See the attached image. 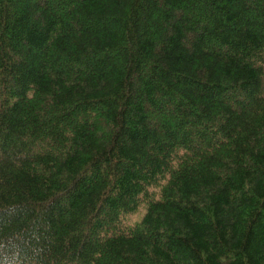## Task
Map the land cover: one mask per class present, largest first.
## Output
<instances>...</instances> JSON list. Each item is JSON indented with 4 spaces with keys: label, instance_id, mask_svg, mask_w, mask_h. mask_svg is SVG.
Segmentation results:
<instances>
[{
    "label": "trees",
    "instance_id": "16d2710c",
    "mask_svg": "<svg viewBox=\"0 0 264 264\" xmlns=\"http://www.w3.org/2000/svg\"><path fill=\"white\" fill-rule=\"evenodd\" d=\"M0 264H264V0H0Z\"/></svg>",
    "mask_w": 264,
    "mask_h": 264
},
{
    "label": "rangeland",
    "instance_id": "374dc122",
    "mask_svg": "<svg viewBox=\"0 0 264 264\" xmlns=\"http://www.w3.org/2000/svg\"><path fill=\"white\" fill-rule=\"evenodd\" d=\"M138 218H139V217H134V218H132V219H131V222H132V223L136 222V221L138 220Z\"/></svg>",
    "mask_w": 264,
    "mask_h": 264
}]
</instances>
